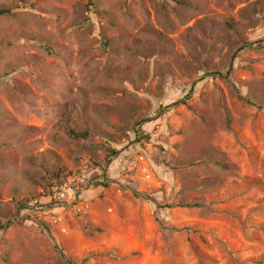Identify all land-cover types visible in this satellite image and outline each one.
Listing matches in <instances>:
<instances>
[{"label":"rangeland","instance_id":"1","mask_svg":"<svg viewBox=\"0 0 264 264\" xmlns=\"http://www.w3.org/2000/svg\"><path fill=\"white\" fill-rule=\"evenodd\" d=\"M1 10L0 264H264V0Z\"/></svg>","mask_w":264,"mask_h":264},{"label":"trees","instance_id":"2","mask_svg":"<svg viewBox=\"0 0 264 264\" xmlns=\"http://www.w3.org/2000/svg\"><path fill=\"white\" fill-rule=\"evenodd\" d=\"M88 6H89V8H90V10H91V8L93 7V0H88ZM87 10H89L88 8H87ZM9 11H4V10H1L0 11V14H6V13H8ZM108 45V44H107ZM106 45V46H107ZM246 46L247 47H251V44L249 43V44H246ZM49 52H50V48H48V47H45ZM191 97H192V93H190L189 95H187L182 101H180V104H187V101L189 100V99H191ZM154 119H149V120H147V121H142V123L143 122H152ZM155 120H156V118H155ZM141 123V124H142ZM63 132L66 134V135H68L70 138H72V139H76V140H78V139H83V140H86V139H88L89 138V133L88 132H79V131H77L74 127H73V121H72V118L71 117H69L68 119H67V121L65 122V124H64V127H63ZM144 138H146V139H148L149 137L147 136V135H145L144 136ZM142 139V137L139 135V136H137L136 137V140L138 141V140H141ZM120 154V151H118V150H115V149H111V153H110V155H109V159H108V162H107V164L108 165H111L112 164V162H113V160H114V157L116 156H118ZM101 185H103L104 187H107V184L106 183H104V182H101L100 183ZM0 228L2 229V230H5V229H7L8 228V225L6 224V225H4V224H2L1 226H0ZM68 264H73V263H71L70 261L68 262Z\"/></svg>","mask_w":264,"mask_h":264},{"label":"built area","instance_id":"3","mask_svg":"<svg viewBox=\"0 0 264 264\" xmlns=\"http://www.w3.org/2000/svg\"><path fill=\"white\" fill-rule=\"evenodd\" d=\"M61 199L63 198H68V197H72L73 196V192H72V189H69V190H63L62 192H57L56 193Z\"/></svg>","mask_w":264,"mask_h":264}]
</instances>
